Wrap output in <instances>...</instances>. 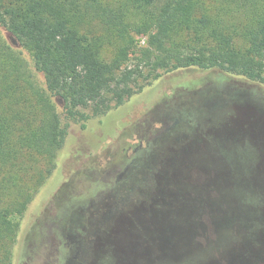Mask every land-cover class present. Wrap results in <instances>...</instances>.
Wrapping results in <instances>:
<instances>
[{"label":"trees","instance_id":"1","mask_svg":"<svg viewBox=\"0 0 264 264\" xmlns=\"http://www.w3.org/2000/svg\"><path fill=\"white\" fill-rule=\"evenodd\" d=\"M189 68L264 88V0H0V264L22 262V219L71 124ZM197 129L86 264H264L262 116Z\"/></svg>","mask_w":264,"mask_h":264},{"label":"rangeland","instance_id":"2","mask_svg":"<svg viewBox=\"0 0 264 264\" xmlns=\"http://www.w3.org/2000/svg\"><path fill=\"white\" fill-rule=\"evenodd\" d=\"M139 41L145 46V38ZM220 75L196 68L163 72L123 105L90 118L85 129L71 124L57 169L22 219L19 264L90 262L98 236L136 203L133 185L149 179L172 148L192 142L197 128L239 113L264 121V88ZM65 184L68 193L58 196Z\"/></svg>","mask_w":264,"mask_h":264}]
</instances>
